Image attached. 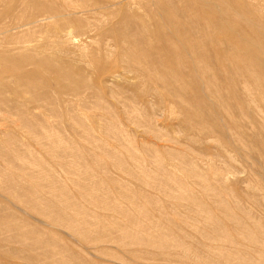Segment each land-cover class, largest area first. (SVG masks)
<instances>
[{
    "label": "rangeland",
    "instance_id": "rangeland-1",
    "mask_svg": "<svg viewBox=\"0 0 264 264\" xmlns=\"http://www.w3.org/2000/svg\"><path fill=\"white\" fill-rule=\"evenodd\" d=\"M81 1L91 41L0 36V264H264V0Z\"/></svg>",
    "mask_w": 264,
    "mask_h": 264
},
{
    "label": "bare ground",
    "instance_id": "bare-ground-1",
    "mask_svg": "<svg viewBox=\"0 0 264 264\" xmlns=\"http://www.w3.org/2000/svg\"><path fill=\"white\" fill-rule=\"evenodd\" d=\"M29 1L28 0H21V3H20L21 6H19L20 4L19 5L16 4L17 6H19V10H18V8H16L17 11H20L23 8V6H24V11L25 12H22V10H21L20 12H22V13L27 14L26 13L27 10L29 11L31 9L30 10L31 12H29L27 14L28 16L26 15L27 17L25 19L21 17L24 20L22 21V19H21L20 20L21 23H19V25L16 24V23L19 22V20H16V23L15 24L18 25V26H14L13 27V25H15L13 21H12V23H13L12 27L11 26H6V24H5L6 22H4V20L6 18H3L4 19L2 21L3 23H0L2 25L0 27V36L1 35L6 36L7 34H9L10 32H12L14 30H18V31L19 30H27L30 27L37 26L39 24H42L43 22H50V23L51 22H54V23H52V26H53L52 28H53L54 36L56 38H58V39L64 40L65 42L74 43V41H75V36L73 34L74 31L76 32L81 27V31H80L79 34L81 36L85 37V38H88L90 36V33L93 30V27L91 25H89L86 22V20H81L80 18H82V17L84 18L85 16L96 12L100 8L99 6H96V4L95 5H87L83 1H81L79 3H76V4H72L71 3L72 0H32L31 5H30ZM16 5H14V6L16 7ZM199 5H200V10L201 9L203 10V8L205 7V4L204 3H200ZM2 6L5 7L4 5H2ZM211 6L220 8L222 10H226V3H224V1H222V0H217V2L212 1ZM20 7H22V8L20 9ZM25 7L26 8L28 7L29 9L27 8V10H25L26 9ZM2 9L4 11L7 10V9L5 10V8H2ZM2 9L0 8V11ZM9 9H10V11L12 10L11 8H9ZM4 11H1V13L4 12ZM15 11L14 12L12 11L13 14L15 13ZM7 13H10V12L8 11ZM16 13H15V15L17 16ZM177 13H179V15L181 17V9L175 10L174 11V14L173 13H168L167 14L166 20H168V22L171 24L169 26L170 27L169 37L167 36L168 37L167 38L168 40L166 42H164V44L161 45V46L160 45H157V48H156V49H158L157 52L156 51L155 52H153V51L151 52V55H153L154 58L158 59L157 62H153V64H152V67L154 69H156V65L159 64L160 62H162L163 60L164 61L178 63V65L181 67V18L180 19L179 18H176ZM4 14L5 13H2L0 15L1 16L3 15V17H4ZM25 14L24 15L21 14V15L23 17H25ZM1 16H0V18H2ZM12 16L13 15L11 14V16H9V18H12ZM17 17L19 18V15ZM9 18H7V19H9ZM13 18H15V17H13ZM9 21H11V20H9ZM9 21H8V23H9ZM203 21L206 23L205 20H203ZM210 21L212 22V20H210ZM3 24H5V26H3ZM251 24H254V23L251 21ZM185 27L188 28V26H185ZM235 27H238V24H235ZM232 30H237V29L234 28V27H232ZM227 35L228 34L226 33L225 36H227ZM227 38H228L227 39V42L224 41L227 44H232V42L236 43V41H238L236 39V37H235L234 34L230 35V37L227 36ZM91 40H93V39L91 37H89V41H91ZM213 42H212V44H213ZM1 45H2V41H0V46ZM21 50L23 52L25 51L23 48H21ZM81 50H83V48L82 49L80 48V51ZM243 52H245V51H243ZM246 52H245V54H248ZM80 55L84 59H85V57L88 56L83 51L81 52ZM0 58L3 59V60H6V61H7V59L8 60L10 59L7 55H4V54H0ZM189 61H191V64H193V67H191L192 68L191 70L192 71H195L196 70V67H197L196 65H197L198 62L194 61L193 59H191ZM194 62L196 63V65L194 64ZM136 63H137L136 66L138 67L139 62H136ZM133 65H134V63H133ZM97 67L99 69V66H95V69L96 70H98ZM137 67H135V68L137 69ZM146 67L147 66H145V64H143L142 69H143V72L144 73L147 72V68ZM162 67H164V66H162ZM180 67H178V68H180ZM130 68H132V67L129 66V71L132 70L134 67L132 69H130ZM59 69L61 70V68H59ZM136 69H133V71L134 70L137 71ZM101 70L102 69H99V72ZM163 70H158V71H161V72H163V74H165L166 71H163ZM133 71H131V72H133ZM178 72H179L178 74L181 77V69H179ZM144 73H143V75H144ZM65 78L68 81L71 80L70 79V74L68 72L66 73V77ZM84 85H85L84 83H82V84L73 83L71 85H68V86H65V87H62V88H63V90H68V91H72L73 93H76V91L79 88L83 87ZM177 90H181V87L179 86ZM2 104H4V101H2V99H1L0 100V105L2 106ZM242 109L243 108L239 107L238 110L241 111ZM219 125H221V124L220 123H217V127L218 128H219ZM220 129H221V127H220ZM224 129H225V127H224ZM20 179H21V177H20ZM29 179L31 180V186L35 190L39 186V182L37 181L36 178H34L32 176H29ZM18 181H19V179H18ZM18 181L13 178V179H10L7 184H9L11 187H14V186L17 185ZM24 181H25V179H24ZM24 181H23L22 184L25 185V183H27V180H26V182H24ZM19 183H21V182H19ZM28 185H29L28 186V188H29L30 187V183ZM18 186H19V184H18ZM25 187H26V185H25ZM25 187L23 186V188H25ZM33 188H30V189H33ZM188 198L190 200H188V199L187 200L192 202V198H190V197H188Z\"/></svg>",
    "mask_w": 264,
    "mask_h": 264
}]
</instances>
